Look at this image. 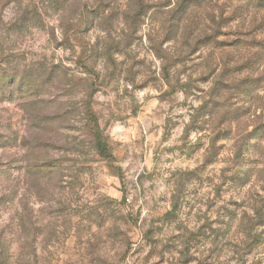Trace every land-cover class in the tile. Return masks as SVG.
I'll return each instance as SVG.
<instances>
[{
    "label": "clouds",
    "instance_id": "1",
    "mask_svg": "<svg viewBox=\"0 0 264 264\" xmlns=\"http://www.w3.org/2000/svg\"><path fill=\"white\" fill-rule=\"evenodd\" d=\"M0 264H264V0H0Z\"/></svg>",
    "mask_w": 264,
    "mask_h": 264
}]
</instances>
